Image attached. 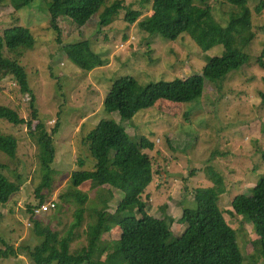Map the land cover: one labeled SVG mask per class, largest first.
<instances>
[{"label": "rangeland", "instance_id": "1", "mask_svg": "<svg viewBox=\"0 0 264 264\" xmlns=\"http://www.w3.org/2000/svg\"><path fill=\"white\" fill-rule=\"evenodd\" d=\"M122 1L124 9L117 11V0H106L93 22L83 28L61 17L60 42L51 28L47 1L37 0L20 12L10 7L0 9V31L25 27L35 36L36 46L26 53L21 64L28 72L39 110V120L33 119V98L22 93L0 60V106L34 120V127L29 128L0 118V133L19 141L17 157L12 159L0 152V163L8 166L5 174L12 181L22 184L21 191L8 205H0V250L14 247L19 256L0 260V264H36L30 249L42 239L28 211L30 206H39V124H44L48 132L57 124L60 127L54 136L55 173L50 189L43 191L46 204L55 203L56 209L37 220L65 236L77 221L79 203L72 191L77 189L88 195L87 214L71 244L73 250H78L88 245L87 231L97 220L95 212L103 207V199L108 203V213H115L122 192L108 187L101 192L90 183L75 188L70 182L74 170L95 168L89 134L102 120L110 119L121 124L134 140L146 137L154 144L153 150H144L152 160L154 180L143 202L150 216L163 219L166 207V214L174 219L168 243L182 235L185 225L177 221L196 198L197 190L221 187L219 206L237 232L244 264H264L257 259L261 256L260 237L252 223L236 216L233 209L235 197L250 196L251 189L264 175V65L258 61L264 49V0H248L257 38L246 49L250 57L247 65L221 81L207 79L201 101L176 104L161 100L132 120H124L119 111L109 113L104 109L105 98L116 79L131 76L145 86L202 75L214 57L224 54L225 47L205 52L186 35L172 42L143 34L139 21L129 25L125 18L130 12L150 17L153 1ZM212 5L217 20L228 25L235 9L219 0H212ZM76 44L83 45L85 69L70 60L64 48ZM6 56L13 55L7 51ZM80 159L85 162L83 167L78 163ZM214 175L223 182L220 186ZM135 210L131 208L125 217L134 218ZM120 238L121 232L115 228L104 235L103 242L112 248Z\"/></svg>", "mask_w": 264, "mask_h": 264}, {"label": "trees", "instance_id": "2", "mask_svg": "<svg viewBox=\"0 0 264 264\" xmlns=\"http://www.w3.org/2000/svg\"><path fill=\"white\" fill-rule=\"evenodd\" d=\"M37 0H0V9L13 8L20 12L34 5ZM51 28L58 35L61 31L59 19L68 18L76 26L83 28L92 23L100 13L106 0H45ZM152 15L142 18L140 12H130L125 20L129 25L138 23L141 33L148 36H160L165 40L177 41L188 36L199 48L208 52L218 46H224L221 56L214 57L205 67L202 75H193L186 79L175 78L170 81L150 82L142 86L131 76L116 79L104 101V109L111 113L119 111L124 120H132L139 112L152 108L163 100L176 104H190L204 97L206 80L221 81L231 73L240 70L250 61L246 53L257 38L254 32L252 14L248 0H219L235 9L228 25L221 24L216 16L212 0H152ZM123 1L117 0L114 9H124ZM142 18V19H141ZM264 30V27L262 28ZM36 46L33 32L25 27H14L0 31V60L9 69L10 75L18 83L25 95H31L33 119L39 120L36 96L31 89L29 75L21 60ZM76 44L64 47L69 59L82 69L87 68L81 47ZM7 51L13 56L7 57ZM264 49L259 57L264 65ZM264 97V95H263ZM0 118L15 126L34 127V120H27L12 108L0 106ZM42 135L39 137L40 168L42 182L37 189L39 206H30L28 215L35 224L36 233L42 239L35 248L30 249L36 264H244V256L237 240V232L226 220L219 206L220 188L199 189L196 198L183 211L177 223L185 225L182 235L168 243L172 234L174 219L163 208V219H156L147 213L143 196L153 183L154 170L150 156L144 150H153L154 144L146 137L134 140L126 129L115 120H102L89 134L91 152L96 161L93 170H74L70 182L75 188L90 183L93 188L108 187L111 191L123 193L122 200L114 214L107 211L108 203L96 210L97 220L90 224L88 245L73 250L75 231L83 224L87 214L85 205L90 202L88 195L77 189L72 193L79 208L76 211V223L65 236L37 220L36 211L46 205L44 190L51 187L55 173L53 163L56 159L54 136L60 124L48 132L44 124H39ZM136 139V138H135ZM19 141L13 136L0 133V152L10 158L18 155ZM264 161V151L262 152ZM79 165L85 162L80 159ZM7 165L0 163V205H8L22 189L5 174ZM216 183L222 184L219 176L214 175ZM220 186V185H219ZM102 195V193H101ZM221 202V201H220ZM131 208L136 216L126 218ZM56 209V208H55ZM236 216L252 223L261 239L258 261L264 263V175L250 196L240 195L233 201ZM118 228L121 238L112 248L104 242L105 234ZM19 256L14 247L0 250V260ZM105 257V258H104Z\"/></svg>", "mask_w": 264, "mask_h": 264}, {"label": "built area", "instance_id": "3", "mask_svg": "<svg viewBox=\"0 0 264 264\" xmlns=\"http://www.w3.org/2000/svg\"><path fill=\"white\" fill-rule=\"evenodd\" d=\"M55 208H56L55 203H49V204L44 205L40 210H37L36 214H37V216H42L48 212H51Z\"/></svg>", "mask_w": 264, "mask_h": 264}]
</instances>
